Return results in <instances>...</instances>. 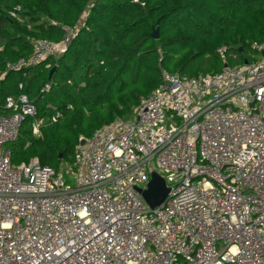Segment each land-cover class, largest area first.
I'll return each instance as SVG.
<instances>
[{
	"label": "built area",
	"instance_id": "obj_1",
	"mask_svg": "<svg viewBox=\"0 0 264 264\" xmlns=\"http://www.w3.org/2000/svg\"><path fill=\"white\" fill-rule=\"evenodd\" d=\"M79 29H65L61 42L34 41L8 71L64 55ZM251 48L244 66L218 50L217 74L163 70L131 120L80 139L67 170L37 158L12 164L6 146L26 120L40 138L63 116L40 118L27 95L8 98L0 115V264H264V43ZM153 172L169 194L151 209L139 190Z\"/></svg>",
	"mask_w": 264,
	"mask_h": 264
},
{
	"label": "trees",
	"instance_id": "obj_2",
	"mask_svg": "<svg viewBox=\"0 0 264 264\" xmlns=\"http://www.w3.org/2000/svg\"><path fill=\"white\" fill-rule=\"evenodd\" d=\"M75 27L79 34L64 55L8 71L31 55L34 41L61 42L65 29ZM156 29L158 40L152 38ZM254 43H264V0H0V115L8 98L24 94L40 118L63 116L40 138L26 120L6 146L12 164L37 158L60 171L73 164L81 138L131 120L161 84L163 70L190 78L220 73L222 47L237 56L232 66H244L253 61Z\"/></svg>",
	"mask_w": 264,
	"mask_h": 264
},
{
	"label": "water",
	"instance_id": "obj_3",
	"mask_svg": "<svg viewBox=\"0 0 264 264\" xmlns=\"http://www.w3.org/2000/svg\"><path fill=\"white\" fill-rule=\"evenodd\" d=\"M159 23L160 21L157 22V24ZM159 37H160V31L159 29H156L152 33V38L158 40ZM240 52H242V49L240 50ZM55 71L56 68L52 69L50 73V78L52 77ZM82 144H84V141L82 142ZM62 157L63 156L60 155L61 159ZM139 192H141L142 197L146 202V204L151 209H154L160 207L165 202L169 194V189L166 185L165 180L157 172H153L151 173L150 182L148 184L147 189L145 191L139 190Z\"/></svg>",
	"mask_w": 264,
	"mask_h": 264
},
{
	"label": "rangeland",
	"instance_id": "obj_4",
	"mask_svg": "<svg viewBox=\"0 0 264 264\" xmlns=\"http://www.w3.org/2000/svg\"><path fill=\"white\" fill-rule=\"evenodd\" d=\"M86 17H87V14H85L84 15V19H86ZM72 166V164L70 165V164H65L62 168H61V170H67L68 168H70ZM71 185L73 184V182H69Z\"/></svg>",
	"mask_w": 264,
	"mask_h": 264
}]
</instances>
